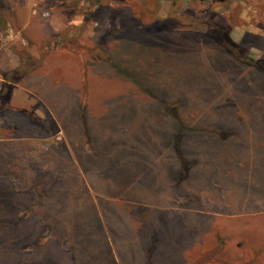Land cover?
<instances>
[{
	"label": "rangeland",
	"instance_id": "rangeland-1",
	"mask_svg": "<svg viewBox=\"0 0 264 264\" xmlns=\"http://www.w3.org/2000/svg\"><path fill=\"white\" fill-rule=\"evenodd\" d=\"M254 61L264 0H0V264H264Z\"/></svg>",
	"mask_w": 264,
	"mask_h": 264
},
{
	"label": "crops",
	"instance_id": "crops-1",
	"mask_svg": "<svg viewBox=\"0 0 264 264\" xmlns=\"http://www.w3.org/2000/svg\"><path fill=\"white\" fill-rule=\"evenodd\" d=\"M8 106H6L5 107V109L7 108ZM7 110H10L11 112L12 111H15V110H12L11 108L9 109V108H7ZM12 123H10V124H4V127H6V129L7 130H10L11 132H14L13 131V129H15L16 127H17V125H15L14 123H13V121H11ZM20 136H17V135H13V136H10V137H7V138H3V139H0L1 141L3 140V143H5L6 145H7V143H9V142H12L13 144H14V146H15V144H16V147H13V146H11V147H9V146H7V147H5V149H4V152H16L17 150H18V148H17V143H18V141H23V139H26V138H24V137H22V138H19ZM2 143V142H1ZM19 204H21V203H19ZM20 207V206H19ZM18 207V208H19ZM40 240H39V238H38V240L35 242L36 243V245H42V244H46V241H50V243H51V246H52V248L53 249H56V250H58L59 252H61V263L63 262L64 264H66L65 263V261H66V259H67V255H66V252L63 250V248H62V245H61V241L60 240H57V241H53V243L51 242V239L49 238V237H47L46 239H44L43 241H41V242H39ZM25 247V246H24ZM12 249V248H11ZM23 252H25V250L26 251H32V249H31V246L29 247V246H27L26 248H23ZM22 251L21 250H18L17 249V246H13V251H12V257H14L16 254H18V253H21ZM1 262H3V261H1Z\"/></svg>",
	"mask_w": 264,
	"mask_h": 264
},
{
	"label": "trees",
	"instance_id": "trees-1",
	"mask_svg": "<svg viewBox=\"0 0 264 264\" xmlns=\"http://www.w3.org/2000/svg\"><path fill=\"white\" fill-rule=\"evenodd\" d=\"M226 37V38H225ZM225 37L223 36V34L222 33H220V37H219V44H221L222 46H225L226 47V49H227V51L230 49V48H235V47H237V45L236 44H234V43H232L230 40H229V38L225 35ZM230 47V48H229ZM238 48V47H237ZM236 48V49H237ZM233 50V49H232ZM240 50V49H239ZM235 54H236V52H234ZM236 56V55H235ZM258 62V61H257ZM256 61H254L253 63L256 65V64H258L260 67L262 66V64H259V63H257ZM34 63H35V61H34ZM262 67H264V66H262ZM1 110L3 109V108H0ZM181 122V121H180ZM182 127V130H184V129H186L187 127H185V126H181ZM178 128H179V126H178Z\"/></svg>",
	"mask_w": 264,
	"mask_h": 264
}]
</instances>
